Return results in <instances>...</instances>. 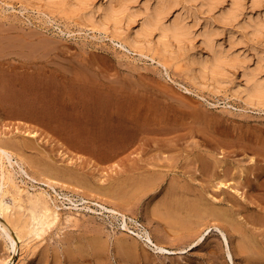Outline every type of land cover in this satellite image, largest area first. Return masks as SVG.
Returning <instances> with one entry per match:
<instances>
[{
	"label": "rangeland",
	"instance_id": "obj_1",
	"mask_svg": "<svg viewBox=\"0 0 264 264\" xmlns=\"http://www.w3.org/2000/svg\"><path fill=\"white\" fill-rule=\"evenodd\" d=\"M6 1L7 0H0V41L3 40L0 42V143L7 145L11 142L9 146H11L15 153L14 159H17L18 161L21 160L25 170L30 175L35 177V179L28 178V176H26V174L19 169L16 162L13 161L12 165H10L5 158L4 161L5 165L7 166L5 167L6 169L10 170L9 172L12 171L11 176L14 178L13 180L16 184L15 186L8 185L9 190H11L7 195L10 196L8 199H6L8 197L6 195L5 201L8 204H12L11 195L13 194L19 196L22 203L26 205L28 203V199L26 198H29L31 193L37 189L42 188L46 189L47 192H51V189L42 182L46 177L50 178L49 180L52 182L58 192H61V194L63 193L62 197H54L52 193L51 195H48L50 206L54 207L56 210V216L49 225L45 226L43 232L41 231L39 235L32 233V235L29 237V240L27 241V244L24 248L25 251L21 254V264H264V171H261V169L264 170V106L260 105L262 107H259V105L251 104L250 106L248 103L246 104L245 101H241L242 98L236 94L234 95L231 89H229L230 84L223 85L225 88H222V86L219 87L217 85H212L211 83H208L209 85H207L196 78L189 80L190 77H187V74L184 73V68L181 69L183 66L172 67L171 70L174 71H170V73L177 71L176 73L172 74L174 76L173 78L172 76L171 79L167 78L166 76L164 77L161 72H158L159 69L156 65H153L154 63L151 64L150 61L145 60L144 57L135 59L132 57V53L125 52L115 46L114 44L117 43L109 39L110 37L104 33L92 28L90 24H88V26H84L87 24H83L84 21L82 22L83 19L81 15L79 16L80 13H77L78 16L75 15L76 12H74L75 14L73 13L68 16L61 13L57 9L58 3H54L57 0H8L10 1V4H8V1ZM57 2H59V0ZM50 6H56V9L53 7L51 8ZM52 9L53 11L56 10V12H53ZM51 12L54 14H51ZM29 52H32L33 54ZM33 56L36 57L35 60ZM17 58L19 60H17ZM94 58H97V60ZM22 61H25L27 64H25V62L23 63ZM36 62L39 63L35 64ZM73 63L75 64L73 65ZM93 65H97L96 67L99 66V68H96L95 66L93 67ZM57 69L58 72H56ZM155 69H157V71ZM179 69L182 71L184 70L182 74H180L182 71ZM64 73L66 75H64ZM58 74L59 76L61 75L60 78L59 76L57 77ZM184 74H186L187 78H185ZM30 75L33 76V79H35V83L39 82L40 86H42V82L46 80L53 82L54 85L51 87V90L54 92V96L43 94L42 90H37L38 94L36 95L38 98L37 96L30 99L28 98V100L31 102H28L29 104H32L33 102L39 107H45L46 102L51 99L49 101L51 105L50 103L47 104L50 107V114L60 113L58 107L60 104L58 106L57 104L61 102H66L70 108L77 109V105L79 108L81 104H77L76 102V99L78 98L77 93L84 90L90 91L89 87H85L81 81H89L91 78L96 77L93 79V81L95 80V82H98V80H100L97 93H102V95H106L109 99L111 97L110 105L112 106L109 105L108 109H116L121 100L125 101V107H128V103H131L128 100L132 98L134 101H137L135 102L138 103L141 111H144L149 106V108L154 110H168L171 117H168V123L166 125L146 122L147 124L149 123V127L147 124H143L141 125L142 127L139 126L137 128L134 126V129H131V134L133 133V137L131 136L132 138L129 137V133L125 134L123 139H117L116 137L105 134L103 136V139H105V142L103 141L105 144L104 146L93 145V147H96V149L81 148L77 144L67 143L68 141H65L64 136H62L63 133H59L55 130L47 128L42 121L38 119L33 120V118L26 117L24 114H22V112H20L21 109L19 108H21V105L19 104L22 103L21 96L24 93V90L22 89V82L27 78L29 79V77H31ZM125 75L129 76L128 80ZM122 76H124L125 79L122 78ZM134 77H136V79L140 78L142 83H140V79L134 80ZM105 79H108V81L106 82ZM102 82L104 83L102 84ZM135 82L136 84H133ZM117 83L118 85H116ZM191 83L195 85H191ZM141 85H145L143 87L146 90ZM184 85L189 87L191 92L184 91L182 88ZM202 85L203 87H201ZM116 87L118 88L116 89ZM151 87L154 88V90H160V93L158 91L155 92L153 89H151ZM156 87L158 89H156ZM211 87H213V89H211ZM114 88L115 90L112 92L108 91V89ZM135 88H137V90ZM224 90H228L232 95L228 91L227 93ZM6 94L9 95L7 96ZM158 95H161L162 97L159 98ZM163 95H165L164 97H167L164 98ZM11 96L13 98H11ZM153 96L157 99H155ZM238 97L240 99H238ZM173 100L175 103L172 102ZM192 104L193 106L191 107ZM182 105L183 108L188 109L187 113H185V109L183 112ZM176 106L179 108V110ZM197 106L201 109V111L199 108H197ZM173 107H176V109ZM195 110L196 112H194ZM191 112L193 114H191ZM188 114L189 116H187ZM174 115L178 117L176 118ZM31 131H34L35 134L32 135L30 133ZM186 137L188 138L186 139ZM112 138L115 139L116 142L113 141L111 142L112 144L107 145L109 143L107 140ZM149 140L152 142L150 143ZM97 146L101 147V149H98ZM21 147L24 148L22 149ZM211 148L214 149L212 150ZM199 149L201 152L203 151V153L199 152ZM169 150L172 151L171 154ZM164 151L166 152L164 153ZM176 151L177 154L175 153ZM211 151H213V153ZM148 152H150L151 155ZM245 152H247L249 155L252 153L254 155L256 153L257 154L255 156L250 155V158ZM172 155L174 158L170 157ZM70 157L72 158L70 159ZM182 157L184 160H181ZM154 158H157L159 162ZM253 158L257 160L255 161ZM137 159L139 160V163ZM221 160L226 162H222ZM257 162H260V164ZM206 163H209L210 166L206 165ZM136 164L140 167L141 165L143 166L142 168H139ZM48 166L51 168V170L47 169ZM133 166L135 168H133ZM179 166H183V169L179 168ZM219 166L222 168L221 170L218 168ZM163 168L164 170H162ZM240 168L243 170V172L240 170ZM210 169L212 170L210 171ZM179 170H182V172ZM164 171L165 174L162 173V175H160L161 172ZM233 171L235 175H233ZM176 173L178 174V178ZM180 173L182 176H180ZM183 173H185V176ZM240 173H242V175ZM254 173L258 177H256ZM186 174L188 175L186 176ZM188 177L190 178L187 179ZM246 179L251 183H247ZM189 180H192L190 182H192L194 186H197V188L200 186L198 188L199 191L197 188H193L194 186L192 187L193 184L189 183ZM88 181L90 182L88 183ZM195 181H197L199 184ZM153 182L155 185H153ZM186 182L188 183L186 184ZM231 182L238 184H233ZM252 183V187L255 185L253 189L251 187ZM114 185L115 187H112ZM158 185L160 186L158 187ZM225 186L228 189L224 188ZM217 188H220V190ZM214 190H218L219 193L218 191ZM178 192H181V194ZM199 192L201 197L198 194ZM195 193H197V196ZM98 195L102 196L103 198ZM159 195H161V197ZM164 196L166 197L164 198ZM215 196L217 197V200H219V203L217 202ZM81 197L83 199H81ZM223 197L224 199H222ZM175 198L183 199L182 201L186 207L185 208L183 206L177 210L175 209L177 215H179L178 217L171 214L172 208L168 209V207L165 206L167 199L171 200ZM230 198L232 199L230 200ZM226 199H228L230 202H227ZM223 202L224 204L222 205ZM231 202H233V204ZM205 203H207L209 206L216 207L219 212H214L213 214L210 213V215L209 213L199 214L202 211L196 210H202V207L205 206ZM243 204L245 207H243ZM195 205L196 207H194ZM179 210H181L180 213ZM230 213L233 215L231 216ZM195 215H197L196 218ZM189 217L192 218V222L190 221L191 219ZM2 218L3 217L0 215L1 220ZM206 218L210 221L212 220L211 222H214V224L216 223V225L218 223V225L216 226L212 224ZM162 220L165 222L163 223ZM186 220L189 221L187 222ZM201 221H203L202 224L205 222L206 224L204 225L206 226H201L202 224H199ZM220 222L223 223L221 224ZM223 224L225 226H222ZM212 225L214 227L216 226L217 228L215 227L214 229ZM198 226L201 227L200 230ZM195 227L196 229H194ZM222 227H225V230ZM235 228L237 230L236 232ZM244 228L246 230H244ZM217 229L226 233V243L223 239V235ZM189 231L192 232V234ZM146 234L151 237L152 242L146 238ZM195 238L201 239L195 242L197 240ZM186 240H188V242ZM106 241L108 243H106ZM153 242L161 244L165 249L158 250L154 248L152 244ZM215 255L217 256L215 257ZM18 258L19 252H17V249L13 251L9 234L0 225V264H15Z\"/></svg>",
	"mask_w": 264,
	"mask_h": 264
},
{
	"label": "bare ground",
	"instance_id": "obj_2",
	"mask_svg": "<svg viewBox=\"0 0 264 264\" xmlns=\"http://www.w3.org/2000/svg\"><path fill=\"white\" fill-rule=\"evenodd\" d=\"M8 1V0H7ZM6 1V2H7ZM58 1V0H57ZM55 1L54 3H58L57 9L63 13L64 15H70L76 12L80 13L82 17L83 24H87L84 26H88V24L91 25L92 28L97 29L99 32L104 33L109 39L115 41L117 44H114L121 50L125 52L132 53V57L135 59L144 57L145 60H149L151 64L156 65L159 69L158 72H161L164 77L171 79L174 77L172 74L176 73H170L173 72L171 69L172 67H181L184 68V73L187 74V77L189 76V80L191 79H198L205 84L209 85L208 83H211L212 85H217L219 87L222 86V88H225L223 85H229V89H231L232 93L234 95L236 94L239 96L241 101H245L246 104L249 105H259V107H262L260 105L264 106V0H59V2ZM10 1H8V4ZM51 7V6H50ZM49 7V8H50ZM53 7V6H52ZM51 7V8H52ZM56 7V6H55ZM53 7L54 9H56ZM53 11V9H52ZM58 11V14H59ZM53 12H56L54 10ZM51 12V14L53 13ZM54 14V13H53ZM62 15V14H61ZM73 16V15H72ZM71 16V17H72ZM78 16V15H77ZM68 18V17H66ZM81 22V26H82ZM1 27V26H0ZM94 31V30H93ZM97 31V32H98ZM4 32V31H3ZM2 32V33H3ZM7 33V31H6ZM9 33V32H8ZM19 33V32H18ZM1 34V33H0ZM5 34V33H4ZM24 34V33H23ZM103 34V35H104ZM2 36V35H1ZM10 36V35H9ZM13 36V35H12ZM44 36V35H43ZM7 37V36H6ZM17 37V36H16ZM32 37V36H31ZM42 37V36H41ZM27 38V37H26ZM10 39V38H9ZM30 39V38H29ZM32 39V38H31ZM25 40V39H24ZM34 40V37H33ZM51 40V38H50ZM56 40V39H55ZM3 41V40H2ZM0 41V42H2ZM114 42V43H115ZM8 43V42H7ZM16 43V42H15ZM20 43V42H19ZM36 43V42H35ZM52 43V42H51ZM38 44V43H37ZM46 47V46H45ZM14 48V47H13ZM29 48V47H28ZM23 49V48H22ZM3 50V49H2ZM8 50V49H7ZM14 50V49H13ZM17 50V49H16ZM4 51V50H3ZM55 51V48H54ZM5 52V51H4ZM38 52V51H37ZM40 52V51H39ZM15 53V52H14ZM26 53V52H25ZM32 53V52H29ZM52 53V52H50ZM49 53V54H50ZM19 54V53H18ZM33 54V53H32ZM138 57H136V56ZM44 56V55H43ZM47 56V55H46ZM2 57V56H1ZM19 57V56H18ZM32 57V56H31ZM34 57V56H33ZM24 58V56H23ZM36 57H34L35 60ZM21 59V57H20ZM30 59V58H29ZM28 59V60H29ZM33 59V58H32ZM79 59V58H78ZM97 60V58H94ZM5 60V59H4ZM17 60H19L17 58ZM41 60V59H40ZM85 60V59H84ZM31 61V60H30ZM38 61V60H37ZM46 61V60H45ZM75 61V60H74ZM87 61V60H86ZM84 61V62H86ZM91 61V60H89ZM94 61V60H93ZM6 62V61H5ZM21 62V61H20ZM19 62V63H20ZM23 62V61H22ZM25 62V61H24ZM23 62V63H24ZM83 62V63H84ZM98 62V61H97ZM101 62V61H100ZM22 63V64H23ZM39 62H36L35 64H38ZM72 63V62H71ZM78 63V62H77ZM8 64V62H7ZM25 64H27L25 62ZM75 63H73L74 65ZM94 64V63H93ZM96 64V62H95ZM5 65V64H4ZM44 65V64H43ZM42 65V66H43ZM83 65V64H81ZM80 65V66H81ZM88 65V64H87ZM9 66V65H8ZM16 66V65H14ZM13 66V67H14ZM27 66V65H26ZM38 66V65H36ZM56 66V65H55ZM79 66V65H78ZM95 65H93L94 67ZM97 66V65H96ZM95 66V67H96ZM155 66V67H156ZM22 67V66H21ZM32 67V66H30ZM72 67V66H71ZM74 67V66H73ZM9 68V67H8ZM53 68V67H52ZM67 68V67H66ZM89 68V67H88ZM96 68H99L96 67ZM107 68V67H106ZM135 68V67H134ZM14 69V68H13ZM20 69V68H19ZM22 69V68H21ZM26 69V67H25ZM101 69V68H100ZM3 70V69H2ZM27 70V69H26ZM35 70V69H34ZM61 70V69H59ZM91 70V69H90ZM98 70V69H97ZM136 70V69H134ZM138 70V69H137ZM157 71V69H155ZM180 70V69H179ZM39 71V70H38ZM37 71V72H38ZM41 71V70H40ZM71 71V70H70ZM73 71V70H72ZM96 71V70H95ZM182 71V70H180ZM179 71V72H180ZM183 71L180 73L182 74ZM22 72V70H21ZM28 72V71H27ZM46 72V71H45ZM44 72V73H45ZM49 72V71H48ZM58 72V69L57 71ZM66 72V71H65ZM97 72V71H96ZM95 72V74H96ZM99 72V71H98ZM132 72V71H131ZM178 72V73H179ZM15 73V72H14ZM24 73V71H23ZM34 73V72H33ZM69 73V72H68ZM72 73V72H71ZM86 73V72H84ZM10 74V73H9ZM37 74V73H36ZM56 74V73H55ZM61 74V73H60ZM77 74V73H76ZM91 74V73H89ZM99 74V73H98ZM132 74V73H131ZM159 74V73H158ZM171 74V75H170ZM186 74H184L185 78ZM14 75V74H13ZM12 75V76H13ZM32 75V74H31ZM30 75V76H31ZM40 75V74H39ZM64 75H66L64 73ZM70 75V74H67ZM83 75V74H82ZM59 74L57 75V77ZM61 76V75H60ZM59 76V78H60ZM74 76V74H73ZM79 76V75H78ZM97 76V75H96ZM128 80V75H125ZM161 76V75H160ZM25 77V76H24ZM33 76L29 77V79H25L22 82L24 93L21 96V102L19 105H21V111L22 114H24L26 117L33 118V120L38 119L42 121L45 125V127L50 128L52 130H55L59 133H63L62 136H64L65 141H68L67 143L71 144H77L81 148L86 149H96V145L104 146L105 144L103 141V136L105 134L111 135L113 137H116L117 139H123L124 135L129 133V137L133 135L131 134L132 130L134 129V126L139 127L143 124H147L146 122H150L153 124H167V119L170 115V112L168 110H154L149 108H146L144 111H141L140 106L138 103H136L132 98H130L128 101L131 102L128 103V107H125V101H118L119 102L118 107L115 109H108L109 105L111 104V97L110 99L106 95H102L97 93L98 85L100 84V80L98 82L93 81L94 78H89V81L82 80V84L85 87H89L90 91H81L78 92V98L76 99L77 104L80 103V107L77 109L70 108L66 102L58 103L57 106L59 107L60 113H54L50 114V107L47 105L50 103L49 99L48 102H46L45 107H39L38 105L29 104L30 102L28 98H33L37 96V90H42L43 94H47L50 96H54V92L51 90V87L54 85L53 82L50 80H46L42 82V86H40L39 82L35 83V79L32 78ZM39 77V76H38ZM87 77V75H86ZM91 77V76H90ZM100 77V76H99ZM133 77V76H132ZM68 78V77H67ZM98 78V76H97ZM107 78V77H106ZM117 78V77H116ZM124 78V76H122ZM63 79V78H62ZM69 79V78H68ZM104 79V78H103ZM125 79V78H124ZM136 77H134V80ZM138 79V78H137ZM136 79V80H137ZM140 79V78H139ZM138 79V80H139ZM37 80V79H36ZM52 80V78H51ZM78 80V79H77ZM106 80V79H105ZM110 80V79H109ZM119 80V79H118ZM121 80V79H120ZM133 80V81H134ZM14 81V80H13ZM61 81V80H60ZM102 81V80H101ZM108 79L106 80V82ZM123 81V80H122ZM140 83H142V80H139ZM160 81V80H159ZM164 81V80H163ZM1 82V81H0ZM130 82V80H129ZM193 82V81H192ZM19 83V82H18ZM66 83V82H65ZM68 83V81H67ZM104 82H102L103 84ZM111 83V82H110ZM119 83V82H118ZM118 83L116 85H118ZM127 83V82H126ZM132 83V82H131ZM138 83V82H137ZM144 83V82H143ZM147 83V82H146ZM145 83V84H146ZM196 83V81H195ZM199 83V81H198ZM72 84V83H71ZM90 84V85H88ZM109 84V83H108ZM133 84H136L133 83ZM193 83H191L192 85ZM112 85V84H111ZM148 85V84H147ZM146 85V86H147ZM195 85V84H193ZM206 85V86H207ZM19 86V85H18ZM80 86V85H79ZM142 86V85H141ZM140 86V88H141ZM145 86V85H143ZM142 86V87H143ZM197 86V85H196ZM195 86V87H196ZM11 87V86H10ZM61 87V86H60ZM68 87V86H67ZM133 87V86H132ZM139 87V85H138ZM150 87V86H149ZM198 87V86H197ZM203 87V85L201 86ZM208 87V86H207ZM4 88V87H3ZM41 88V89H40ZM81 88V87H80ZM101 88V87H100ZM118 87H116L117 89ZM125 88V86H124ZM123 88V89H124ZM129 88V87H128ZM127 88V90H128ZM144 88V87H143ZM183 90L186 92H191L190 88L187 86H182ZM200 88V86H199ZM228 88V87H227ZM58 89V88H57ZM85 89V88H84ZM133 89V88H132ZM137 90V88H135ZM142 89V88H141ZM140 89V90H141ZM145 89V88H144ZM151 89L154 90V88L151 87ZM156 89H158L156 87ZM213 89V87H211ZM218 89V88H217ZM7 90V89H5ZM114 89H108V91H113ZM121 90V88H120ZM119 90V91H120ZM146 90V89H145ZM152 90V91H153ZM4 91V90H3ZM80 91V90H79ZM139 91V90H138ZM150 91V90H149ZM148 91V92H149ZM160 91V90H154ZM214 91V90H213ZM212 91V92H213ZM216 91V90H215ZM227 92L226 90H224ZM223 91V92H224ZM27 92V93H25ZM122 92V91H121ZM140 92V91H139ZM147 92V91H145ZM165 92V91H163ZM197 92V91H196ZM199 92V91H198ZM222 92V93H223ZM229 92V91H228ZM227 92V93H228ZM2 93V92H1ZM5 93V92H4ZM18 93V92H17ZM40 93V92H39ZM41 93V94H42ZM152 93V92H151ZM150 93V94H151ZM160 93V92H159ZM166 93V92H165ZM230 93V92H229ZM19 94V93H18ZM66 94V93H65ZM148 94V93H147ZM154 94V92H153ZM157 94V93H156ZM199 94V93H198ZM201 94V92H200ZM231 94V93H230ZM1 95V94H0ZM5 95V94H4ZM7 95V94H6ZM9 95V94H8ZM7 95V96H8ZM102 95V96H101ZM124 95V94H123ZM162 95V94H161ZM159 96L162 97V96ZM166 95V94H165ZM163 95V97L165 96ZM169 95V94H168ZM232 95V94H231ZM27 96V97H26ZM74 96V95H73ZM125 96V95H124ZM157 96V97H158ZM227 96V95H225ZM230 96V95H229ZM236 96V97H237ZM49 97V96H48ZM59 97V96H58ZM136 97V96H135ZM154 97V96H153ZM152 97V98H153ZM167 97V96H166ZM164 97V98H166ZM177 97V96H176ZM175 97V98H176ZM238 97V99H240ZM11 98H13L11 96ZM38 98V96H37ZM147 98V97H146ZM155 98V97H154ZM4 99V98H3ZM53 99V98H52ZM145 99V98H144ZM157 99V98H155ZM162 99V98H161ZM168 99V98H167ZM13 100V99H12ZM42 100V99H41ZM160 100V99H159ZM170 100V99H169ZM172 100V99H171ZM3 101V100H2ZM141 101V100H139ZM149 101V100H148ZM165 101V100H163ZM178 101V100H177ZM176 101V102H177ZM188 101V100H187ZM10 102V101H9ZM150 102V101H149ZM168 102V101H167ZM173 103L174 100L172 101ZM180 102V101H178ZM190 102V101H189ZM5 103V102H4ZM31 103V102H30ZM159 103V102H157ZM172 103V104H173ZM192 103V101H191ZM244 103V102H243ZM7 104V103H6ZM14 104V103H13ZM17 104V103H16ZM150 104V103H149ZM161 104V102H160ZM178 104V103H177ZM182 104V102H181ZM187 104V103H186ZM194 104V102H193ZM191 105V107L193 106ZM51 105V103H50ZM76 105V104H75ZM180 105V104H179ZM177 105V106H179ZM197 105V104H196ZM195 105V106H196ZM250 105V106H251ZM43 106V104H42ZM112 106V105H110ZM143 106V105H142ZM158 106V105H157ZM168 106V105H167ZM176 106V107H177ZM189 106V105H188ZM194 106V108H195ZM6 107V106H5ZM159 107V106H158ZM176 107H173L176 109ZM181 107V106H180ZM185 107V106H184ZM190 107V106H189ZM190 107V108H191ZM257 107V106H256ZM10 108V107H9ZM166 108V107H165ZM197 108H199L197 106ZM16 109V108H15ZM18 109V108H17ZM18 109V110H19ZM158 109V108H157ZM170 109V108H169ZM179 110V108L177 107ZM184 109L186 110L185 113H187L188 109L183 108L182 110L184 112ZM200 109V108H199ZM10 110V109H9ZM12 110V109H11ZM55 110V109H54ZM181 110V109H180ZM13 111V110H12ZM191 111V110H190ZM199 111V110H197ZM201 111V109H200ZM175 112V111H174ZM196 112V110L194 111ZM18 113V112H17ZM173 113V112H172ZM200 113V112H199ZM174 114V113H173ZM181 114V113H180ZM191 114H193L191 112ZM190 114V115H191ZM142 115V116H141ZM183 115V114H182ZM205 115V114H204ZM176 116V115H174ZM184 116V115H183ZM186 116V114H185ZM189 116V114L187 115ZM194 116V115H193ZM197 116V115H196ZM218 116V115H216ZM178 116H176L177 118ZM182 117V116H181ZM191 117V116H190ZM209 117V116H207ZM223 117V116H222ZM183 118V117H182ZM196 118V117H195ZM200 119V117H199ZM205 119V117H204ZM213 119V118H212ZM173 120V119H172ZM175 120V119H174ZM187 120V119H186ZM195 120V119H194ZM202 120V119H201ZM210 120V119H209ZM217 120V119H216ZM178 121V120H177ZM181 121V120H180ZM192 121V120H191ZM190 121V122H191ZM197 121V120H196ZM225 121V120H224ZM182 122V121H181ZM188 122V121H187ZM184 123V122H183ZM194 123V122H193ZM197 123V122H196ZM199 123V122H198ZM40 124V123H39ZM149 124V123H148ZM147 124V125H148ZM170 124V123H169ZM185 124V123H184ZM187 124V123H186ZM191 124V123H190ZM188 124V125H190ZM151 125V124H150ZM176 125V124H174ZM181 125V124H179ZM194 125V124H193ZM192 125V126H193ZM160 126V125H159ZM184 126V125H181ZM186 126V125H185ZM196 126V125H194ZM142 127V126H141ZM140 127V128H141ZM149 127V125H148ZM174 127V126H173ZM179 127V126H178ZM187 127V126H186ZM205 127V126H204ZM209 127V126H208ZM165 128V127H164ZM181 128V127H180ZM188 128V127H187ZM186 128V129H187ZM46 129V128H45ZM182 129V128H181ZM192 129V128H191ZM195 129V128H194ZM156 130V129H155ZM190 130V129H189ZM204 130V129H202ZM48 131V130H47ZM138 131V130H137ZM148 131V130H147ZM172 131V130H171ZM174 131V130H173ZM182 131V130H181ZM194 131V130H193ZM198 131V130H197ZM196 132V131H195ZM32 135L35 134L34 131L30 132ZM137 133V132H136ZM144 133V130H143ZM142 133V134H143ZM158 133V132H157ZM169 133V132H168ZM180 133V132H179ZM170 134V133H169ZM186 134V133H185ZM202 134V133H201ZM107 135V136H108ZM194 135V134H193ZM198 135V134H197ZM200 135V134H199ZM141 136V135H140ZM166 136V135H165ZM180 136V135H179ZM133 137V136H132ZM131 137V138H132ZM148 137V136H147ZM175 137V136H174ZM183 137V136H182ZM190 137V136H189ZM198 137V136H196ZM62 138V137H61ZM168 138V137H167ZM188 137H186L187 139ZM194 138V137H191ZM159 139V138H158ZM163 139V138H162ZM166 139V138H165ZM184 139V138H183ZM14 140V139H13ZM18 140V139H17ZM160 140V139H159ZM168 140V139H167ZM176 140V139H175ZM180 140V139H179ZM185 140V139H184ZM194 140V139H193ZM203 140V139H202ZM201 140V141H202ZM16 141V140H14ZM29 141V140H28ZM116 140L115 139H108L107 142H109L107 145L112 144ZM128 141V140H127ZM154 141V140H153ZM158 141V140H156ZM173 141V140H172ZM183 141V140H182ZM191 141V140H190ZM199 141V140H198ZM200 141V142H201ZM207 141V140H206ZM25 142V141H23ZM22 142V143H23ZM105 142V141H104ZM150 142V140H149ZM152 142V141H151ZM150 142V143H151ZM176 142V141H175ZM181 142V141H180ZM179 142V143H180ZM194 142V141H193ZM256 142V141H255ZM11 143V142H10ZM9 143V144H10ZM21 143V144H22ZM135 143V142H134ZM183 143V142H182ZM190 143V142H189ZM192 143V142H191ZM195 143V142H194ZM197 143V141H196ZM204 143V142H203ZM217 143V142H216ZM258 143V142H257ZM3 145L0 143V215L3 217L2 220L0 219V225L3 227V229L9 234V238L11 240V247L13 251L17 249V252H19V258L15 264H21L22 262V253L25 251V246L27 244V241L29 240V237L34 233L35 235H39L40 232L45 229V226L49 225L52 220H54L56 216V210L54 207L50 206L48 195H51V193L54 195V197H62L61 192H58L55 188V186L52 184V182L49 180V177H46L42 181L45 185H47L51 190V192H47L46 189L39 188L33 193H31V196H29L28 203L24 205L22 203L21 199L17 195H11L12 204L6 203V199L9 198L7 194L10 193L9 187L15 186L14 178L11 176L10 170L6 169L5 161L4 159L8 161L10 165H12L13 161L17 163L19 169L28 176V178L35 179L32 175H30L24 168V166L21 163V160L14 159V151L11 148V146ZM24 144V143H23ZM116 144V143H115ZM114 144V145H115ZM157 144V143H156ZM155 144V145H156ZM163 144V142H162ZM200 144V143H199ZM197 144V145H199ZM206 144V143H205ZM260 144V143H259ZM13 145V142H12ZM20 145V144H19ZM126 145V144H125ZM144 145V144H143ZM161 145V144H159ZM168 145V144H167ZM176 145V144H175ZM195 145V144H194ZM204 145V144H203ZM209 145V144H208ZM18 146V145H17ZM28 146V145H27ZM134 146V145H133ZM146 146V145H145ZM154 146V145H153ZM166 146V144H165ZM169 146V145H168ZM174 146V145H173ZM178 146V145H177ZM182 146V145H181ZM180 146V148H181ZM26 147V146H25ZM106 147V146H105ZM114 147V146H113ZM123 147V146H122ZM131 147V146H130ZM156 147V146H155ZM158 147V146H157ZM185 147V146H184ZM194 147V146H193ZM196 147V146H195ZM216 147V146H215ZM251 147V146H250ZM257 147V146H256ZM22 148V147H21ZM24 148V147H23ZM22 148V149H23ZM76 148V147H75ZM80 148V149H81ZM98 149H101V147H98ZM109 148V147H107ZM148 148V146H147ZM176 148V147H175ZM189 148V147H187ZM199 148V147H198ZM202 148V145H201ZM241 148V147H240ZM38 149V148H37ZM116 149V148H115ZM140 149V148H139ZM144 149V148H143ZM142 149V151H143ZM177 149V148H176ZM210 149V148H209ZM212 150L214 148H211ZM158 150V149H157ZM156 150V151H157ZM175 150V149H174ZM183 150V149H182ZM200 150V149H199ZM203 150V148H202ZM206 150V148H205ZM204 150V151H205ZM111 151V150H110ZM122 151V150H121ZM129 151V150H128ZM127 151V152H128ZM132 151V150H131ZM139 151V150H138ZM141 151V152H142ZM163 151V150H162ZM170 151V150H169ZM193 151V149H192ZM191 151V152H192ZM198 151V149H197ZM257 151V149H256ZM105 152V151H104ZM113 152V150H112ZM166 151H164L165 153ZM168 152V151H167ZM172 151H170L171 154ZM190 152V153H191ZM201 152V150L199 151ZM210 152V151H209ZM213 153V151H211ZM40 153V152H39ZM126 153V151H125ZM143 153V152H142ZM141 153V155H142ZM150 153V152H148ZM154 153V152H153ZM157 153V152H155ZM169 153V152H168ZM177 154V151L175 152ZM182 153V151H181ZM185 153V151H184ZM189 153V152H188ZM193 153V152H192ZM203 153V151L201 152ZM215 153V152H214ZM247 153V152H245ZM260 153V152H259ZM61 154V153H60ZM100 154V153H99ZM104 154V153H103ZM135 154V153H133ZM163 154V152H162ZM180 154V153H179ZM178 154V155H179ZM187 154V153H186ZM207 154V153H205ZM209 154V153H208ZM248 154V153H247ZM257 154V153H256ZM255 154V155H256ZM65 155V154H64ZM98 155V154H97ZM96 155V156H97ZM151 155V153H150ZM164 155V154H163ZM162 155V156H163ZM175 155V154H174ZM177 157L179 158V156ZM202 155V154H201ZM211 155V154H210ZM249 155V154H248ZM251 156L254 155L253 153L250 154ZM249 157L251 158V156ZM254 155V156H255ZM41 156V155H40ZM45 156V155H44ZM67 156V155H66ZM111 156V155H110ZM132 156V155H131ZM136 156V155H135ZM161 156V155H160ZM173 156V155H172ZM171 158H174V156ZM186 156V155H185ZM184 156V157H185ZM208 156V155H207ZM215 156V155H214ZM56 157V156H55ZM53 157V158H55ZM69 157V156H68ZM103 157V156H102ZM121 157V156H120ZM158 157V156H157ZM169 157V158H170ZM193 157V156H192ZM72 157H70L71 159ZM147 158V157H146ZM162 158V157H161ZM213 158V157H212ZM264 158V157H263ZM64 159V158H63ZM101 159V158H100ZM158 161L157 158H154ZM160 159V158H159ZM168 159V158H167ZM164 159V160H167ZM218 159V158H217ZM220 159V158H219ZM245 159V158H244ZM254 159V158H253ZM262 159V158H261ZM68 160V158H67ZM138 160V159H137ZM153 160V159H151ZM171 160V159H170ZM169 160V161H170ZM178 160V159H177ZM181 160H184L183 157ZM180 160V161H181ZM214 160V159H213ZM255 160V159H254ZM257 160V159H256ZM255 160V161H256ZM55 161V160H54ZM64 161V160H63ZM143 161V160H142ZM150 161V160H149ZM156 161V162H157ZM194 161V160H193ZM192 161V162H193ZM202 161V160H201ZM220 161V160H219ZM222 162H226L221 160ZM253 161V160H252ZM39 162V161H38ZM72 162V161H71ZM155 162V163H156ZM159 162V161H158ZM186 162V161H185ZM213 162V161H211ZM221 162V163H222ZM43 163V162H42ZM50 163V162H49ZM66 163V160H65ZM70 163V162H69ZM76 163V162H75ZM90 163V162H89ZM88 163V164H89ZM139 163V160H138ZM143 163V162H142ZM141 163V164H142ZM152 163V161H151ZM162 163V162H161ZM166 163V162H165ZM164 163V164H165ZM187 163V162H186ZM217 163V162H216ZM230 163V162H229ZM228 163V164H229ZM252 163V162H250ZM260 164V162H257ZM37 164V163H36ZM73 164V163H72ZM80 164V163H78ZM148 164V163H146ZM167 164V163H166ZM194 164V163H193ZM196 164V163H195ZM205 164V163H204ZM219 164V163H218ZM224 164V163H223ZM227 164V163H225ZM231 164V163H230ZM264 164V163H263ZM137 165V164H136ZM145 165V164H144ZM175 165V164H174ZM186 165V164H185ZM198 165V164H197ZM206 165H209V163H206ZM220 165V164H219ZM6 166V167H5ZM41 166V165H39ZM90 166V165H89ZM135 166V165H134ZM133 166V168H135ZM138 166V165H137ZM143 165L138 166L139 168H142ZM156 166V165H154ZM188 166V165H186ZM196 166V165H194ZM193 166V167H194ZM199 166V165H198ZM210 166V165H209ZM218 166V165H217ZM216 166V167H217ZM224 166V165H222ZM261 166V165H260ZM55 167V166H54ZM137 167V168H138ZM145 167V166H144ZM183 167V166H182ZM179 166V168H182ZM202 167V166H201ZM232 167V166H231ZM146 168V167H145ZM159 168V167H158ZM178 168V165H177ZM176 168V169H177ZM188 168V167H187ZM209 168V167H208ZM220 168V166L218 167ZM48 170H51V168H47ZM57 169V167H56ZM76 169V168H74ZM126 169V168H125ZM129 169V168H128ZM147 169V168H146ZM160 169V168H159ZM166 169V167H165ZM183 169V168H182ZM197 169V168H195ZM222 168H220L221 170ZM227 169V168H226ZM247 169V168H246ZM259 169V168H258ZM261 169V167H260ZM8 170V171H7ZM127 170V169H126ZM151 170V169H150ZM164 170V168L162 169ZM160 170V171H162ZM170 170V169H169ZM173 170V169H172ZM189 170V169H188ZM212 169H210L211 171ZM218 170V169H217ZM240 170H242L240 168ZM68 171V170H67ZM123 171V170H122ZM141 171V170H139ZM145 171V169H144ZM176 171V170H174ZM173 171V172H174ZM180 171V170H179ZM197 171V170H196ZM200 171V170H199ZM258 171V170H257ZM261 171H264L261 169ZM119 172V171H118ZM125 172V171H123ZM130 172V171H128ZM147 172V171H146ZM170 172V171H169ZM168 172V173H169ZM182 172V170L180 171ZM187 172V171H186ZM217 172V171H216ZM229 172V170H228ZM231 172V171H230ZM236 172V171H235ZM243 172V170H242ZM247 172V170H246ZM62 173V172H61ZM64 173V171H63ZM136 173V172H135ZM160 173V172H159ZM165 174L164 172H161ZM166 173V174H168ZM190 173V172H189ZM188 173V174H189ZM192 173V172H191ZM199 173V172H198ZM209 173V172H208ZM207 173V174H208ZM213 173V172H212ZM215 173V172H214ZM219 173V172H218ZM14 174V173H13ZM36 174V173H35ZM114 174V173H113ZM138 174V173H137ZM173 174V173H171ZM177 174V173H176ZM186 174V176L188 175ZM217 174V173H216ZM224 174V173H223ZM242 175V173H240ZM255 174V173H254ZM260 174V173H259ZM91 175V174H90ZM116 175V174H115ZM114 175V176H115ZM154 175V174H153ZM174 175V174H173ZM185 176V173H183ZM226 175V173H225ZM222 175V176H225ZM229 175V173H228ZM233 175L234 171H233ZM256 175V174H255ZM264 175V173H263ZM57 176V175H56ZM61 176V175H60ZM70 176V175H69ZM113 176V175H112ZM134 176V174H133ZM164 176V175H163ZM167 176V175H166ZM169 176V175H168ZM180 176L181 173H180ZM179 176V177H180ZM192 176V175H191ZM218 176V175H217ZM232 176V173H231ZM237 176V174H236ZM244 176V175H243ZM74 177V176H73ZM83 177V176H81ZM92 177V176H91ZM124 177V176H123ZM135 177V176H134ZM195 177V173H194ZM213 177V176H211ZM230 177V176H229ZM256 177H258L256 175ZM264 177V176H263ZM260 177V178H263ZM88 178V177H87ZM160 178V177H159ZM165 178V176H164ZM162 178V179H164ZM174 178V177H173ZM178 178V174H177ZM184 178V177H181ZM188 177L187 179H189ZM192 178V177H191ZM218 178V177H215ZM233 178V176H232ZM245 178V177H244ZM72 179V178H71ZM70 179V180H71ZM117 179V178H116ZM124 179V178H123ZM132 179V178H131ZM150 179V178H149ZM158 179V178H157ZM175 179V178H174ZM52 180V178H51ZM69 180V179H68ZM82 180V179H81ZM87 180V179H86ZM161 180V178H160ZM178 180V179H177ZM182 180V179H181ZM193 180V179H192ZM192 180H189V183L193 184ZM197 180V178H196ZM219 180V179H218ZM217 180V181H218ZM247 180V179H246ZM259 180V179H257ZM55 181V180H54ZM57 181V180H56ZM120 181V180H119ZM126 181V180H125ZM152 181V180H151ZM164 181V180H163ZM166 181V180H165ZM180 181V179H179ZM183 181V180H182ZM256 181V180H255ZM90 181H88L89 183ZM142 182V181H141ZM158 182V180H157ZM197 182V181H195ZM219 182V181H218ZM241 182V181H240ZM251 183L249 180H247V183ZM82 183V182H81ZM113 183V182H112ZM125 183V182H124ZM160 183V182H159ZM163 183V182H162ZM176 183V182H175ZM188 182H186L187 184ZM198 183V182H197ZM223 183V181H222ZM227 183V182H226ZM230 183V182H229ZM233 183V182H231ZM129 184V183H128ZM142 184V183H141ZM172 184V183H171ZM180 184V183H179ZM196 184V183H195ZM199 184V183H198ZM225 184V183H224ZM222 184V185H224ZM238 184V183H233ZM153 185L154 182H153ZM184 185V184H183ZM197 185V184H196ZM220 185V184H219ZM221 185V186H222ZM227 185V184H225ZM248 185V184H247ZM253 183L251 184L252 187ZM73 186V185H72ZM157 186V185H156ZM160 185H158L159 187ZM168 186V185H167ZM166 186V188H167ZM176 186V185H175ZM194 184L192 185V187ZM202 186V185H201ZM204 186V185H203ZM216 186V185H215ZM255 186V185H254ZM253 186V187H254ZM262 186V185H260ZM112 187H115L112 186ZM132 187V186H131ZM138 187V186H137ZM174 187V186H173ZM190 187V185H189ZM200 187V186H199ZM198 187V188H199ZM214 187V186H213ZM229 187V186H228ZM231 187V186H230ZM249 187V186H247ZM252 187V189H253ZM259 187V186H258ZM80 188V187H79ZM126 188V186H125ZM154 188V187H153ZM165 188V186H164ZM193 188H197V186H194ZM197 188V189H198ZM224 188H227L226 186ZM232 188V187H231ZM229 188V189H231ZM234 188V187H233ZM115 189V188H114ZM169 189V188H168ZM177 189V188H176ZM175 189V190H176ZM186 189V188H185ZM207 189V188H206ZM218 189V188H217ZM228 189V188H227ZM260 189V188H258ZM84 190V189H83ZM172 190V189H171ZM180 190V189H178ZM220 190V188L218 189ZM214 190V191H218ZM234 190V189H233ZM85 191V190H84ZM117 191V190H116ZM119 191V190H118ZM167 191V190H166ZM173 191V190H172ZM194 191V190H193ZM199 191V189H198ZM202 191V190H200ZM209 191V190H208ZM213 191V193H214ZM224 191V190H223ZM227 191V190H226ZM263 191V190H262ZM261 191V192H262ZM109 192V191H108ZM127 192V191H126ZM176 192V191H175ZM204 192V191H203ZM237 192V191H236ZM89 193V192H88ZM118 193V192H117ZM125 193V192H124ZM177 193V192H176ZM179 193V192H178ZM191 193V190H190ZM205 193V192H204ZM210 193V192H209ZM212 193V194H213ZM219 193V191H218ZM114 194V192H113ZM134 194V193H133ZM181 194V192L179 193ZM183 194V192H182ZM187 194V193H186ZM197 196V193H195ZM194 194V195H195ZM201 197L200 192L198 193ZM215 194V193H214ZM6 195L8 196L6 199ZM52 195V196H53ZM120 195V194H119ZM128 195V194H127ZM169 195V192H168ZM172 195V194H171ZM170 195V197H171ZM177 195V194H175ZM174 195V196H175ZM192 195V194H191ZM100 196V195H98ZM124 196V195H123ZM161 197V195H159ZM158 196V197H159ZM203 196V195H202ZM214 196V195H212ZM211 196V197H212ZM217 196V195H216ZM215 196L216 200L217 197ZM220 196V195H219ZM218 196V197H219ZM236 196V195H235ZM51 197V196H50ZM102 197V196H100ZM118 197V196H117ZM116 197V198H117ZM126 197V196H125ZM166 196H164L165 198ZM182 197V196H181ZM186 197V196H185ZM221 197V196H220ZM103 198V197H102ZM187 198V197H186ZM184 198V199H186ZM189 198V197H188ZM206 198V197H205ZM209 198V197H208ZM207 198V199H208ZM233 198V197H232ZM230 198V200L232 199ZM237 198V197H236ZM10 199V200H11ZM25 199V200H26ZM51 199V198H50ZM53 199V197H52ZM81 199H83L81 197ZM109 199V198H107ZM131 199V198H130ZM204 199V198H203ZM211 199V198H210ZM224 199V197L222 198ZM235 199V198H233ZM239 199V198H238ZM111 200V199H110ZM181 198H175V199H167V202L165 204L166 207L172 208L171 214L175 216L177 215L175 209H179L180 207H185V204L182 201ZM195 200V199H194ZM212 200V199H211ZM215 200V199H214ZM213 200V201H214ZM227 202L228 199H226ZM223 200V201H226ZM114 201V200H113ZM156 201V200H155ZM161 201V200H160ZM165 201V200H164ZM200 201V200H199ZM24 202V201H23ZM108 202V201H107ZM191 202V201H189ZM188 202V203H189ZM198 202V200H197ZM210 202V201H209ZM208 202V203H209ZM219 203V200H217ZM193 203V202H192ZM212 203V202H211ZM216 203V202H213ZM226 203V202H225ZM233 204V202H231ZM239 203V201H238ZM263 203V202H262ZM55 204V203H54ZM187 204V202H186ZM224 202L222 203V205ZM229 204V203H228ZM157 205V204H156ZM155 205V206H156ZM198 205V204H197ZM201 205V204H200ZM244 205V204H243ZM173 206V207H172ZM218 206V204H217ZM229 206V205H225ZM231 206V204H230ZM108 207V206H107ZM196 207V205L194 206ZM219 207V206H218ZM245 207V205L243 206ZM242 207V208H243ZM110 208V207H109ZM147 208V207H146ZM157 208V207H156ZM155 208V209H156ZM165 208V207H164ZM186 208V207H185ZM221 208V207H220ZM219 208V209H220ZM233 208V207H232ZM231 208V209H232ZM166 209V208H165ZM184 209V208H183ZM114 210V209H113ZM154 210V209H152ZM165 211V210H164ZM181 210H179L180 213ZM196 211H202L201 213L207 214L209 213H218L219 210L216 209V207L209 206L207 203H205V206L202 207V210L198 209ZM226 211V210H225ZM232 211V210H231ZM154 212V211H153ZM156 212V211H155ZM188 212V211H187ZM195 212V211H194ZM224 212V211H223ZM227 212V211H226ZM230 212V211H228ZM160 213V212H159ZM233 213V212H232ZM158 214V213H156ZM162 214V213H161ZM185 214V213H184ZM187 214V213H186ZM195 214V213H194ZM220 214V213H219ZM231 214V213H230ZM165 215V214H164ZM222 215V213H221ZM229 215V214H227ZM233 214H231L232 216ZM158 216V215H157ZM167 216V215H166ZM188 216V215H187ZM197 215H195L196 218ZM208 216V215H207ZM194 217V216H193ZM200 217V216H199ZM161 218V217H160ZM170 218V217H169ZM185 218V217H184ZM192 222V218L189 217ZM203 218V217H202ZM200 218V219H202ZM233 218V217H232ZM235 218V217H234ZM163 219V217H162ZM173 219V218H172ZM188 219V217H187ZM207 219V218H206ZM222 219V218H221ZM220 219V221H221ZM158 220V219H157ZM204 220V218H203ZM208 220V219H207ZM206 220V222H207ZM159 221V220H158ZM163 221V220H162ZM170 221V220H169ZM187 222L189 220H186ZM205 221V220H204ZM210 221V220H208ZM212 221V220H211ZM210 221V222H211ZM216 221V220H215ZM165 221H163L164 223ZM203 221L199 222V224H202ZM219 222V221H218ZM161 223V222H160ZM177 223V222H176ZM179 223V222H178ZM197 223V222H196ZM214 224V222H211ZM221 223V222H220ZM223 223V222H222ZM221 223V224H222ZM225 223V222H224ZM239 223V221H238ZM172 224V222H171ZM181 224V223H180ZM204 224H206L204 222ZM202 224L201 226H203ZM209 224V223H208ZM175 225V224H174ZM185 225V223H184ZM216 225V223L214 224ZM218 225V223H217ZM216 225V226H217ZM228 225V224H226ZM233 225V224H232ZM241 225V224H240ZM172 226V225H171ZM192 226V225H191ZM206 226V225H204ZM211 226V225H210ZM215 226V227H216ZM222 226H225L224 224ZM189 227V226H188ZM212 227H214L212 225ZM214 227V229H215ZM220 227V226H219ZM229 227V226H228ZM184 228V227H183ZM199 230L201 227H199ZM206 228V227H204ZM217 228V227H216ZM223 229L225 227H222ZM227 228V227H226ZM233 228V227H232ZM240 228V227H238ZM247 228V227H246ZM168 229V228H167ZM176 229V228H175ZM196 229V227L194 228ZM209 229V228H208ZM213 229V230H214ZM158 230V229H157ZM170 230V228H169ZM174 230V229H172ZM205 230V229H204ZM211 230V229H209ZM219 230V229H217ZM225 230V229H224ZM231 230V229H230ZM243 230V229H242ZM241 230V231H242ZM244 230H246L244 228ZM154 231V230H153ZM179 231V230H178ZM194 231V230H193ZM198 231V230H197ZM235 228V232H236ZM180 232V231H179ZM190 232V231H189ZM199 232V231H198ZM221 234L223 235V239L225 243L227 242V237L225 236L226 233H224L222 230H219ZM226 232V231H225ZM244 232V231H243ZM100 233V232H99ZM122 233V232H121ZM173 233V231H172ZM178 233V232H177ZM181 233V232H180ZM185 233V232H184ZM183 233V234H184ZM188 233V232H187ZM192 234V232H190ZM209 233V232H208ZM240 233V232H239ZM90 234V233H89ZM123 234V233H122ZM121 234V235H122ZM157 234V233H155ZM203 234V233H202ZM249 234V233H248ZM247 234V235H248ZM87 235V234H86ZM85 235V236H86ZM119 235V234H118ZM239 235V234H238ZM237 235V236H238ZM246 235V234H245ZM84 236V238H85ZM101 236V235H99ZM195 236V235H194ZM250 236V235H249ZM37 237V236H35ZM34 237V238H35ZM103 237V236H102ZM105 237V236H104ZM127 237V236H126ZM161 237V236H160ZM192 237V236H191ZM254 237V236H253ZM252 237V238H253ZM32 238V239H34ZM146 238L152 242L151 237H149L148 234H146ZM194 238V237H193ZM192 238V239H193ZM81 239V238H80ZM89 239V238H88ZM95 239V238H94ZM118 239V238H117ZM127 239V238H126ZM156 239V238H155ZM183 239V238H182ZM181 239V240H182ZM186 239V238H184ZM197 239V238H195ZM194 239V240H195ZM201 239V238H200ZM197 239L195 242H197ZM249 239V238H248ZM255 239V238H254ZM193 240V241H194ZM239 240V239H238ZM105 241V240H104ZM159 241V240H158ZM188 242V240H186ZM192 241V242H193ZM81 242V241H80ZM129 242V241H128ZM185 242V241H184ZM194 242V243H195ZM244 242V241H243ZM106 243H108L106 241ZM176 243V242H175ZM183 243V242H182ZM191 243V242H190ZM189 243V244H190ZM215 243V242H213ZM258 243V242H257ZM137 244V243H136ZM153 247L158 250H164V246L157 242H153ZM164 244V243H163ZM192 244V243H191ZM211 244V243H210ZM216 244V243H215ZM247 244V243H246ZM75 245V244H74ZM92 245V244H91ZM176 245V244H175ZM187 245V243H186ZM185 245V247H186ZM219 245V244H218ZM241 245V244H240ZM254 245V244H253ZM97 246V245H96ZM127 246V245H126ZM177 246V245H176ZM188 246V245H187ZM250 246V245H248ZM89 247V246H88ZM178 247V246H177ZM182 247V246H181ZM239 247V246H238ZM241 247V246H240ZM247 247V246H246ZM82 248V247H81ZM99 248V247H98ZM137 248V247H136ZM180 248V247H179ZM261 248V247H260ZM78 249V248H77ZM88 249V248H87ZM97 249V248H96ZM100 249V248H99ZM103 249V248H101ZM182 249V248H180ZM213 249V247H212ZM215 249V248H214ZM250 249V248H249ZM262 249V248H261ZM137 250V249H136ZM247 250V249H246ZM210 251V249H209ZM213 251V250H212ZM211 251V253H212ZM216 251V250H215ZM214 251V252H215ZM249 251V250H248ZM252 251V250H251ZM86 252V250H85ZM117 252V251H116ZM262 252V251H260ZM67 253V252H66ZM75 253V252H74ZM87 253V252H86ZM250 253V252H248ZM259 253V252H257ZM79 254V253H78ZM76 254V255H78ZM216 254V253H214ZM245 255V253H244ZM251 255V254H250ZM80 256V255H79ZM78 256V257H79ZM83 256V254H82ZM87 256V255H86ZM96 256V255H94ZM217 255H215L216 257ZM249 256V255H247ZM253 256V255H251ZM92 257V256H91ZM93 258V257H92ZM95 258V257H94ZM245 258V256H244ZM75 261V260H74ZM84 261V260H83ZM79 262V261H78ZM102 262V261H101ZM77 263V262H76ZM99 263V262H98Z\"/></svg>",
	"mask_w": 264,
	"mask_h": 264
}]
</instances>
